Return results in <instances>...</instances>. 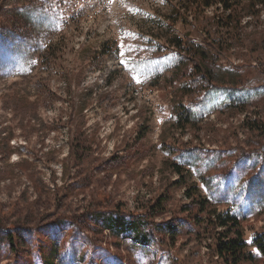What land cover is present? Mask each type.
Listing matches in <instances>:
<instances>
[{
    "label": "rangeland",
    "instance_id": "rangeland-1",
    "mask_svg": "<svg viewBox=\"0 0 264 264\" xmlns=\"http://www.w3.org/2000/svg\"><path fill=\"white\" fill-rule=\"evenodd\" d=\"M180 1L0 0V264H44L52 242L61 255L55 264H221L207 254L208 240L184 228L173 245L151 226L156 240L143 246L84 222L96 200L140 211L142 200L167 189L164 220L176 224L188 200L166 160L187 169L221 212L243 220L248 243L264 232V136L244 122L264 121V7L244 12L237 34L211 29L216 7L175 25L197 41L208 31L226 40L231 49L219 65L239 70L183 98L194 125L180 130V84L167 83L179 56L161 28L169 2ZM79 130L91 152L112 158L94 178L86 160L64 168ZM7 233L23 244L17 254Z\"/></svg>",
    "mask_w": 264,
    "mask_h": 264
},
{
    "label": "trees",
    "instance_id": "trees-1",
    "mask_svg": "<svg viewBox=\"0 0 264 264\" xmlns=\"http://www.w3.org/2000/svg\"><path fill=\"white\" fill-rule=\"evenodd\" d=\"M169 3L172 4V8L163 17L165 24L161 28H165V35L162 37L165 38L169 47L175 49L179 60L167 78V83L171 86L176 82L180 84L176 90V96L173 97V111L176 116V127L186 130L189 126L193 127L194 122L188 106L182 103L183 98L195 93L204 84H212L215 76H224L226 73L235 74L239 70L234 67L232 70L222 71L219 65L220 58L231 49L226 40L212 36L208 31L201 40L197 41L190 37V33L184 36L177 33L174 30L175 25L178 22L193 24L200 12L216 7L213 21L209 22L211 29L216 23L218 30L225 29L237 34L242 27L244 12L251 15L258 14L259 6L264 7V0H249L245 5L242 4V0H181L178 5ZM190 17L192 23H190ZM158 22L162 23V21ZM234 80H238L237 76ZM244 122L252 131L264 136V121L261 118L256 117ZM75 135H77L75 140L70 142V157L65 161L64 168L66 170L81 168L80 165L86 160L89 166L93 167L90 178L104 173L106 168L110 167L109 161L112 158L91 152L87 137L81 130ZM82 136H85V139ZM164 164L178 176L172 184L182 187L184 196L188 200L180 208L185 217L178 219L176 224H174L175 219L164 220V215L169 210L167 202L170 196L167 189L157 196L142 200L137 207L140 211L136 209L128 211L109 197H104V200L100 201L96 200L91 206L93 208L82 217L84 222L103 230H110L119 241L130 239L143 246L153 244L156 240L149 229L151 226H155L158 233L169 237L173 245H175L176 236L183 233L182 228H184L187 229L186 234L189 235V232L194 234L195 240L201 242L208 240L207 254L212 258L216 257L221 264H260L264 260L261 257L264 256V232L255 233L253 241L248 243L245 238L243 220L238 215L230 210L221 212L218 206L202 193L198 182L182 165L168 160L164 161ZM94 172L97 173L94 175ZM101 178L108 185L107 176L104 175ZM200 178L204 180L203 176ZM97 205L102 207L95 208ZM158 218L159 221H156ZM81 220L78 219L77 223L83 222ZM65 226V223L61 222L55 228L64 229ZM4 239L6 247L13 254H17L18 246L23 245L20 242H14V239L18 241V237L14 234L7 233ZM52 244L48 255L41 254L44 264H55L56 259L60 260L58 245L53 242ZM252 246L258 249V253L250 249Z\"/></svg>",
    "mask_w": 264,
    "mask_h": 264
}]
</instances>
